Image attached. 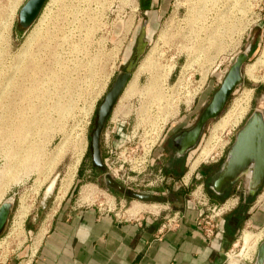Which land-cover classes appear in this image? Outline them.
Returning <instances> with one entry per match:
<instances>
[{
    "label": "rangeland",
    "instance_id": "obj_1",
    "mask_svg": "<svg viewBox=\"0 0 264 264\" xmlns=\"http://www.w3.org/2000/svg\"><path fill=\"white\" fill-rule=\"evenodd\" d=\"M25 1L0 0V205L6 200L13 203L0 236V264H6L13 250L29 244L28 230L33 237L34 228L61 203L59 190L69 183L74 203L83 206L79 208L109 206L113 213L154 216L162 222L199 200L196 214L200 208L209 209L205 215L215 216L214 225L223 221L219 236L212 238L225 244L223 264H254L264 239V221L256 220L258 214L264 216V185L249 197L240 180L234 185L242 184V197L214 200L204 178H194L202 177V172L195 171L188 182L181 180L200 152H205L198 168L203 170L234 140L264 95V67L258 68L256 82L245 76L264 49V0H149L154 10L146 17L151 21L148 40L144 37L147 45L126 86L131 90L125 93V88L109 117L113 124H105L101 150L103 146L110 152L106 145L113 142V152L103 156L110 157L106 163L111 173L105 172L126 191L158 194L152 203L108 188L104 172L93 166L90 147L97 109L144 25L139 26L145 18L139 11L142 0H58L52 14L43 15V8L32 27L22 31L18 12ZM247 49L243 84L218 119L206 124L178 174L167 172L172 152L157 160L160 146L168 136L195 125L235 57ZM248 91L251 99L244 116L235 126L231 121L217 132L220 119ZM108 126L121 127L120 135H113ZM123 181L130 182L132 190ZM50 185L54 192L43 203L44 192L45 197L51 194ZM243 197L247 202L235 205ZM231 201L235 212L230 214V207L211 213L214 206ZM246 233L254 241L250 250L242 240Z\"/></svg>",
    "mask_w": 264,
    "mask_h": 264
},
{
    "label": "crops",
    "instance_id": "obj_2",
    "mask_svg": "<svg viewBox=\"0 0 264 264\" xmlns=\"http://www.w3.org/2000/svg\"><path fill=\"white\" fill-rule=\"evenodd\" d=\"M69 191L6 264H223L225 244L204 239L193 208L177 212L175 229L160 231L159 219L121 220L97 207L79 208Z\"/></svg>",
    "mask_w": 264,
    "mask_h": 264
},
{
    "label": "water",
    "instance_id": "obj_3",
    "mask_svg": "<svg viewBox=\"0 0 264 264\" xmlns=\"http://www.w3.org/2000/svg\"><path fill=\"white\" fill-rule=\"evenodd\" d=\"M47 1H25L18 12V25L22 31H26L32 27L39 18ZM144 37L145 23L139 32L134 53L125 69L126 72H120L116 75L111 87L97 109L94 129L91 132L90 147L93 166L104 172L103 179L105 185L121 194H126V189L116 183L105 172L101 156V136L107 120L131 79L132 70L136 67L140 56L145 50L147 41L144 40ZM249 52L250 50L247 49L235 57L220 87L213 94L195 125L173 138L172 143L177 151V156H183L193 150L197 146L206 124L218 119L223 113L230 97L237 87L243 84L242 70L248 60ZM263 96L261 95L259 99L262 100ZM242 179L247 185L248 194L251 196L255 195L264 182V112L263 109L257 106L237 132L223 164L215 174L212 184L218 190L224 185L235 184ZM53 192L54 190L47 197H45L44 192L43 203L51 197ZM129 195L143 203H152L157 200L155 196L151 195L135 193H130ZM12 208L13 203L11 200H6L0 205V236L7 226ZM254 264H264V239L257 248Z\"/></svg>",
    "mask_w": 264,
    "mask_h": 264
},
{
    "label": "flooded vegetation",
    "instance_id": "obj_4",
    "mask_svg": "<svg viewBox=\"0 0 264 264\" xmlns=\"http://www.w3.org/2000/svg\"><path fill=\"white\" fill-rule=\"evenodd\" d=\"M154 10V8H153V6H150V9L149 10H147V11H143L142 9H141V3H140V7H139V11L141 12V14L143 15V17H145L144 19H142L141 18V20H140V23H139V26L141 25L142 26V24H144V22H146V25H145V31H146V36H145V39L146 40H148V33H149V31H150V27H149V23L151 22L150 20H149V17H148V19L146 18L147 17V13H151L152 11ZM140 28V27H139ZM141 29V28H140ZM139 31L140 30H137V32H136V34H135V36H134V42H133V44L131 45V47H130V50H129V54H128V56H127V59L125 60V62L123 63V64H121V67H120V70H118L115 74L117 75L118 73H120V72H126V66H127V63H128V61L130 60V58L132 57V55H133V53H134V50H135V46H136V44H137V39H138V36H139ZM148 31V32H147ZM136 69H137V67H136ZM136 69L134 70V71H132L131 72V77L133 76V74H134V72L136 71ZM116 75H115V77H116ZM118 103V102H117ZM116 103V104H117ZM116 106V105H115ZM114 109H115V107H114ZM114 109H113V111H114ZM113 111H112V113H113ZM253 112V111H252ZM251 112V113H252ZM111 117V116H110ZM248 118V117H247ZM107 122H110V124H113V121L111 120V118H109L108 119V121ZM114 125H116L115 123H114ZM242 127V126H241ZM108 128H110V129H112V131H111V133L113 134V135H120V132H121V127H119L118 128V126H113V127H111V126H108ZM186 130V129H185ZM182 131H184V130H181L180 132H178L176 135H178L179 133H181ZM239 131V130H238ZM237 131V132H238ZM237 132H236V134H237ZM236 134H235V136H236ZM176 135H174V136H168V138H169V140H166V142H164V146L162 147V145L160 146V154L158 155V157L156 158L157 160H160L161 158H163L164 156H169V153L170 152H172L171 153V160H170V162H171V164H170V167L167 169V172H169L170 171V173H172V174H178V166L181 164V161L187 156L186 154L188 153H186L185 155H183V156H177V151H176V149L173 147V143H172V140H173V138L176 136ZM235 136L233 137V139H235ZM171 137V138H170ZM165 141V140H164ZM234 141V140H233ZM233 141H230L227 145H225L222 149H221V151H220V153L219 154H216V156H213V158L212 159H210L211 160V162L208 164V166L207 167H204L203 168V170H199V169H197V170H195V171H197V172H202V177H197L196 175L194 176V178L196 179V180H199V179H201V178H204V181L207 183V185H208V187H207V192H208V194L210 195V196H212V197H215V198H223V197H226V196H230V195H240L241 197L244 195L242 192H240L241 191V186H242V184H241V182H239L241 185H234V184H227V185H224V186H222L220 189H215L214 188V186H213V184H212V181H213V179H214V177H215V174L218 172V170L220 169V167H221V165L223 164V162H224V160H225V158H226V156H227V153H228V151H229V149H230V147H231V145L233 144ZM106 147L107 148H110V152L109 151H107V152H104L103 151V146H102V150H101V156H102V163H103V166H104V161H105V159L103 158V156L106 154H109V153H112L113 151H112V149H111V147H113V142L111 143V145H106ZM218 155V156H217ZM215 157H217L215 160H214V158ZM109 158L110 157H108V159H106V161H108L109 160ZM169 158V157H168ZM95 168V167H94ZM95 170H98L97 168H95ZM100 171H102V170H100ZM194 171V172H195ZM194 172L192 173V176H193V174H194ZM104 174V173H103ZM241 181H243L244 182V180L242 179ZM119 184V183H118ZM120 185V184H119ZM264 185V182H263V184H262V186ZM204 185H202L201 187H203ZM262 186L257 190V192L259 191V190H261V188H262ZM256 192V193H257ZM126 193L127 194H130V193H133V192H131V191H126ZM241 193V194H240ZM247 193H248V189H247ZM162 195H164V193H161ZM152 196V195H151ZM154 196L157 198V200L159 199V195L158 194H154ZM248 196L250 197L251 195L250 194H248ZM249 200V199H248ZM224 202H226V201H224ZM247 202V198H245V197H243L242 199L241 198H238L237 199V203H235V205H239V203L240 204H242V203H246ZM236 211V207H233V209L230 211V214L231 213H233V212H235ZM232 217V219L234 220V221H239V218H237L238 216H231ZM230 217V218H231ZM256 220L258 221V222H263L264 221V216L263 215H260V214H258L257 216H256ZM228 222H230V221H228Z\"/></svg>",
    "mask_w": 264,
    "mask_h": 264
},
{
    "label": "bare ground",
    "instance_id": "obj_5",
    "mask_svg": "<svg viewBox=\"0 0 264 264\" xmlns=\"http://www.w3.org/2000/svg\"><path fill=\"white\" fill-rule=\"evenodd\" d=\"M49 1V0H48ZM57 2V0H50V3L51 5L52 4H55ZM50 12V9L48 10ZM4 28V27H3ZM35 34V33H34ZM33 34V35H34ZM38 34V33H37ZM32 35V34H31ZM36 37V36H35ZM35 39V38H34ZM33 39V40H34ZM32 40V41H33ZM29 42L31 41V37H30V40H28ZM29 42L28 44L26 45H29ZM198 53V52H197ZM152 57V56H151ZM153 58V57H152ZM151 61V59L149 60ZM153 62V60L151 61ZM149 62V63H151ZM153 64V63H152ZM142 65V64H141ZM147 65V64H146ZM147 67V66H146ZM260 67H264V49L262 51V54H261V57L259 58V60L256 61V63L248 66L245 70V76L247 78H249L251 81L253 82H256L258 81L257 80V77H256V72L258 71V68ZM141 68V67H140ZM148 69V67H147ZM146 69V70H147ZM170 69V67H169ZM169 72L167 73H171L172 69L168 70ZM141 72V71H140ZM168 75V74H167ZM160 77V76H159ZM166 77V76H165ZM132 78V77H131ZM156 81V80H154ZM158 81V80H157ZM152 83V81H150ZM132 83V82H131ZM134 85V81L132 83ZM153 84V83H152ZM159 84V83H158ZM132 85V86H133ZM127 86V85H126ZM150 86V85H149ZM152 87V86H151ZM126 88V87H125ZM132 88V87H130ZM130 88H126V92L125 93H128V91H130L131 89ZM124 92V91H123ZM145 92V91H144ZM250 92V91H248ZM157 93V92H156ZM125 96V95H124ZM158 96V95H157ZM250 99H251V92L250 93H247L245 94V96L243 95V97L241 98V100L238 102V104L236 105V107L234 109H232L231 111H229V113L220 119V121L217 123V127L215 128L216 131H223L226 129V127L231 123L232 121V125L235 126L239 121L240 119L244 116L245 112L247 111L248 107H249V103H250ZM259 108L263 109V112H264V96L262 98V100L259 101L258 103V106ZM199 156L196 158V160L190 162V165H189V171L188 173L186 174L185 176V179L188 180L189 177L191 176V174L195 171V169L197 168V166L200 164V161H202L204 155H205V152L202 151L200 152V154H198ZM207 155V154H206ZM74 168V167H73ZM75 171V170H74ZM73 172V171H72ZM68 175V174H67ZM71 175V174H70ZM65 183V182H64ZM68 183V181H67ZM70 187V183L69 184H66V185H63V187L59 190V193H58V199L61 200L65 197V195L67 194V191ZM52 190V185H50V187L47 189V192L50 193ZM231 206H233L232 203L228 202L226 203L225 205H223V210L225 209H229ZM131 216H136L137 214H131L129 213ZM260 234V233H259ZM262 235V234H261ZM257 239V238H256ZM242 240L244 242V248L247 249L249 248L250 246V241H253L252 237L250 236L249 233H246L245 235H243L242 237ZM256 241V240H255ZM254 242V241H253ZM251 248V247H250ZM249 248V250H250ZM228 257V255H227ZM228 261H229V257H228ZM229 264V263H228Z\"/></svg>",
    "mask_w": 264,
    "mask_h": 264
},
{
    "label": "built area",
    "instance_id": "obj_6",
    "mask_svg": "<svg viewBox=\"0 0 264 264\" xmlns=\"http://www.w3.org/2000/svg\"><path fill=\"white\" fill-rule=\"evenodd\" d=\"M58 1V0H57ZM57 5V2L55 4H52L50 3V0L46 3L44 9H43V15L46 13V12H49L48 10L50 9V13L49 14H52L53 12V9L56 7ZM138 10V8L136 9ZM151 152V150H150ZM200 165V164H199ZM199 165L197 166V168L195 170H197L199 168ZM104 169L107 170L109 173H111V169L108 167L107 163H106V160L104 161ZM112 177V176H111ZM115 177V176H113ZM192 177V174L191 176ZM189 177V179H190ZM115 179H118L117 177ZM130 178L127 177L126 180H129ZM185 179V177L181 180V182L183 183V180L184 182H188L189 181ZM129 183L130 182H126V181H123V184H125V186L129 189V190H132L130 189L129 187ZM185 185V184H184ZM137 194H140L137 193ZM144 195H146V193H143ZM88 197H91V194H88ZM197 204H193V209H195L196 205H200V202L199 200L196 201ZM76 205V204H75ZM225 205V204H224ZM78 207H83L81 205H78ZM98 208V210L100 211H103L107 214L109 213H113V210L110 209L109 206L107 207H103L102 205H99V206H95ZM209 209H202L200 208L197 212V221H196V226H197V229L200 231V233L202 234V236L204 237V239L206 240H210L212 238H217L219 236V230L223 224V221H218L215 225L213 224V221H212V218L215 217V216H209V215H205V212H207ZM217 211L218 213H222L223 211V205L221 207H217V206H214L211 210V213L214 214V212ZM115 218H118V219H121V220H131V219H134V218H137V216H131V215H128L126 216L125 213L124 214H121L120 212L118 213H113ZM216 216H218V214H216ZM149 218V217H147ZM150 218H154V219H158L157 217H150ZM181 218V215H179V213H175L170 219H166L161 227H160V231H170L172 229H175L179 220ZM24 222V220H23ZM215 232V233H214ZM32 253L35 252V247L33 246L32 248ZM227 256V254H226ZM228 258V257H227Z\"/></svg>",
    "mask_w": 264,
    "mask_h": 264
},
{
    "label": "trees",
    "instance_id": "obj_7",
    "mask_svg": "<svg viewBox=\"0 0 264 264\" xmlns=\"http://www.w3.org/2000/svg\"><path fill=\"white\" fill-rule=\"evenodd\" d=\"M141 1V0H140ZM141 9L143 10V11H147V10H149L150 9V2H149V0H142L141 2ZM214 200H215V197H214ZM213 200V201H214Z\"/></svg>",
    "mask_w": 264,
    "mask_h": 264
}]
</instances>
